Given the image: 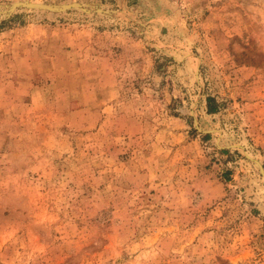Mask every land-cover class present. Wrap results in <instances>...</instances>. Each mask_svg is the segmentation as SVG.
<instances>
[{
  "label": "rangeland",
  "instance_id": "obj_1",
  "mask_svg": "<svg viewBox=\"0 0 264 264\" xmlns=\"http://www.w3.org/2000/svg\"><path fill=\"white\" fill-rule=\"evenodd\" d=\"M15 1L0 264H264V0Z\"/></svg>",
  "mask_w": 264,
  "mask_h": 264
},
{
  "label": "water",
  "instance_id": "obj_2",
  "mask_svg": "<svg viewBox=\"0 0 264 264\" xmlns=\"http://www.w3.org/2000/svg\"><path fill=\"white\" fill-rule=\"evenodd\" d=\"M72 5V4H71ZM66 6H59V7H55L54 5H47L45 3H35V2H31L28 0H18L15 1L14 3H12L10 9H45V10H52V9H60V8H64Z\"/></svg>",
  "mask_w": 264,
  "mask_h": 264
},
{
  "label": "trees",
  "instance_id": "obj_3",
  "mask_svg": "<svg viewBox=\"0 0 264 264\" xmlns=\"http://www.w3.org/2000/svg\"><path fill=\"white\" fill-rule=\"evenodd\" d=\"M208 106H209V105H208ZM208 111H209V112H214V109H213V107H211V106H210V107H208Z\"/></svg>",
  "mask_w": 264,
  "mask_h": 264
},
{
  "label": "bare ground",
  "instance_id": "obj_4",
  "mask_svg": "<svg viewBox=\"0 0 264 264\" xmlns=\"http://www.w3.org/2000/svg\"><path fill=\"white\" fill-rule=\"evenodd\" d=\"M56 7V6H55Z\"/></svg>",
  "mask_w": 264,
  "mask_h": 264
}]
</instances>
